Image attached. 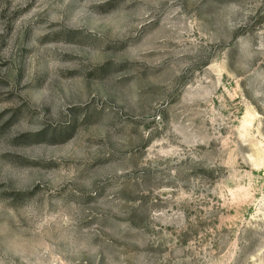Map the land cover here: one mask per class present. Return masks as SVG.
<instances>
[{
	"label": "rangeland",
	"instance_id": "rangeland-1",
	"mask_svg": "<svg viewBox=\"0 0 264 264\" xmlns=\"http://www.w3.org/2000/svg\"><path fill=\"white\" fill-rule=\"evenodd\" d=\"M0 264H264V0H0Z\"/></svg>",
	"mask_w": 264,
	"mask_h": 264
}]
</instances>
